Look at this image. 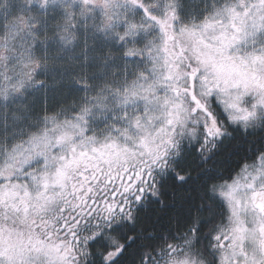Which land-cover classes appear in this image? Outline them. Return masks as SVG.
<instances>
[{
  "label": "snow or ice",
  "instance_id": "obj_1",
  "mask_svg": "<svg viewBox=\"0 0 264 264\" xmlns=\"http://www.w3.org/2000/svg\"><path fill=\"white\" fill-rule=\"evenodd\" d=\"M0 264H264V0H0Z\"/></svg>",
  "mask_w": 264,
  "mask_h": 264
}]
</instances>
